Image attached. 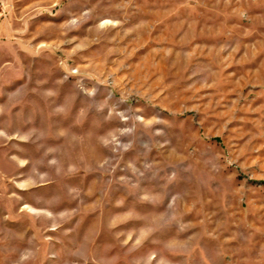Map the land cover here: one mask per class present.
I'll use <instances>...</instances> for the list:
<instances>
[{"label": "rangeland", "instance_id": "374dc122", "mask_svg": "<svg viewBox=\"0 0 264 264\" xmlns=\"http://www.w3.org/2000/svg\"><path fill=\"white\" fill-rule=\"evenodd\" d=\"M0 264H264V0H0Z\"/></svg>", "mask_w": 264, "mask_h": 264}]
</instances>
